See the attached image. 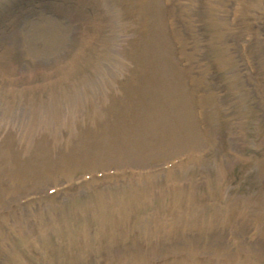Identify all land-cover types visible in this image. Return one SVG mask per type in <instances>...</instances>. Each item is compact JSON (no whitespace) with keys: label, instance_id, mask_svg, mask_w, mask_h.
Wrapping results in <instances>:
<instances>
[{"label":"bare ground","instance_id":"bare-ground-1","mask_svg":"<svg viewBox=\"0 0 264 264\" xmlns=\"http://www.w3.org/2000/svg\"><path fill=\"white\" fill-rule=\"evenodd\" d=\"M141 9H156L158 6L157 0H133ZM183 2L189 0H181ZM228 1L231 3L232 0H225L219 1V4L217 3H212L208 2L207 9L204 11L206 12V16L210 15L211 22L216 23L221 29V32L223 36H221L219 33L215 36L216 41L218 40V46L220 48V52L222 54V63L223 69H229L231 65V61L235 60L236 57L234 54L229 52V47L227 44V34L224 30V26L222 23V16L220 15V11L226 8V3ZM26 0H19L18 5L19 6H24ZM258 1H250L249 5L247 6L246 12L243 15V17L240 19L243 21H248V20H256L257 17V12L254 9L257 8L258 6ZM21 10V9H20ZM158 11V8H157ZM185 12V16L181 20L183 21H191L190 19V13L193 12L189 6H186L184 8V11L182 10L181 13ZM16 13V14H15ZM15 13L11 14L8 18L4 19L2 13H0V21L2 22H12L13 21V26L12 30L15 32V36L18 37L17 39L13 41L14 43H6L5 46H1L2 50L0 53V96L3 95L5 98H12L15 102L14 106L22 108L24 105H28V102H33L35 100L36 102V108L37 110L39 109H46V107L43 105L42 100L40 98V95L38 93H21V92H14L11 88L8 87V83L11 85H14L17 83L12 77L15 75H21L22 79L29 78V74L27 73V69L21 68L17 69L16 72L13 73L12 66L15 65L14 61L16 60H23L25 62V65H29L28 62H32L31 59L28 56H32L34 58L38 57L39 53L42 55L45 53V41L49 38V34L43 29L44 24H39L37 26H34V33L32 35H25L24 39H20L21 37L20 33L23 32V27H22V18L18 16L21 12H17L15 10ZM246 26H249L253 23L254 21H251L250 23L245 22ZM53 24V23H52ZM54 25V24H53ZM239 25V24H238ZM238 25L235 28H238ZM146 25L142 24L141 26H138L135 28V33L136 37L141 36L138 42L135 43L133 47L139 48V53L143 54L145 57H150L151 58V64L149 65L150 70L153 72L152 74V80L151 84L147 85V81H143L141 75H137V86L132 87L131 86V81L128 79L127 83L124 85V90H126L127 95L126 97L122 96L119 98L121 101V105L118 107V109H114V117L110 119L111 126H116V128L123 129L127 128L128 131H130L131 136H127L123 139L120 140L119 143H113L110 145L106 146H97V143H93L92 145H88L89 140H92L93 133H87L85 136L84 140H80V143H85L87 144L84 146L82 149H77L75 154H66L69 149L72 147L70 146V142L66 143L65 150L61 154L60 158L56 155L55 152H57L55 149L54 150H48L46 147L43 148V150H36L33 141L29 142L28 140H25L24 143H17L15 142L12 137H8L9 132L6 131V127L8 126L6 124V120L11 117V110H7V112L2 114V119L0 121V145L2 146L3 149L9 150V152L12 151V146L17 145V149L15 152V155L12 157L14 158L12 161L10 158V161L6 163L2 169L5 170L6 172L10 173L11 176H9V183H10V188L8 189H1L0 188V203L6 201L12 196V187L18 186L22 183H31L35 181V178L41 175L45 171L46 174L52 173L55 169L53 167L54 165V158H57L61 161L62 166L61 168L63 169V173L69 172L72 168L73 165H88L90 163H93L96 161V158L100 156L102 160H121L122 158L121 154L123 151H128L130 150H137L134 153H137V151L142 152L145 148L143 146V138L141 137V140L138 139L137 137L139 136L137 133L134 132L132 126H130V121L129 118L126 115L121 116V109H124V113L126 114L127 109H129V106L131 105L132 107V117L135 118L136 124L135 126L138 127L140 125V122L138 120V116L140 114L144 113H152L157 115L158 113L161 114L160 116L164 118L163 123L168 125L169 127H163L159 128L158 127L150 124L147 125V127L152 131V139L153 142L157 138L158 140V145L157 143H154L153 148H156L164 143L170 142L171 144L179 142L180 144L182 143H190V147H195L199 144L198 142V134L194 130V125L191 119V112L188 107V105H185L186 102H181L175 97H161L160 99L162 101H168L171 102L172 109H157L153 111L152 109L147 110V109H142V107L146 108V103L151 102L152 105L158 104L159 99V93L160 92H165V93H175V90L173 88V83L169 80H166V78L169 75L168 72V67L165 64L166 60L170 56V51H168L167 44L164 40V33L159 28L158 21L155 23V25H150L149 31H146ZM16 31L19 33L17 34ZM237 32V31H236ZM28 38L29 41L34 39H43L42 45H35L34 43L32 48H27L25 52L22 51L23 45L25 43V39ZM162 42V45H161ZM141 44V46H140ZM261 42H254V45L259 48ZM158 46V48H157ZM165 46V48H164ZM231 48H233V42L231 41ZM62 49L60 48V51ZM158 50L160 51L159 56L160 60L157 61L158 57ZM142 58V57H140ZM28 61V62H27ZM169 66L171 64H168ZM172 66V65H171ZM21 73V74H20ZM240 74V69H235L233 68L230 72L228 77L230 80L237 84H244L242 81H240L239 78ZM173 78L175 76L177 77V86L178 90L181 89V93H185V87L182 86L181 83V76H180V70L173 73ZM243 87V86H242ZM186 94V93H185ZM187 95V94H186ZM143 97V98H142ZM155 98L151 99V98ZM142 98V100H141ZM182 106H185V114L180 115V109ZM188 108V109H187ZM230 107H226L224 109L225 116H233L234 112L232 110H229ZM251 109V108H248ZM19 110V109H16ZM14 110V112L16 111ZM220 109H213V114L216 115L217 112ZM20 111V110H19ZM22 113V112H21ZM37 114L38 111H37ZM253 114H256V110L254 109ZM21 115L24 116L22 113ZM63 118L66 120H70L69 115H59V126L62 128L69 127V125H64L63 124ZM2 122L5 123L4 128H1ZM143 124V123H142ZM27 126H32L28 124L27 122L23 125L22 128H25ZM145 127V125L143 124ZM146 128V127H145ZM147 129V128H146ZM149 136V132L147 129V135ZM140 137V136H139ZM6 140H9V143H6ZM253 142V140H252ZM136 147H135V146ZM149 149V148H148ZM146 152V150H144ZM213 153V152H212ZM211 153V154H212ZM210 154V155H211ZM209 155V156H210ZM5 157H9L8 155H5L4 150H0V159H6ZM73 157V160H70V158ZM206 157L205 159H207ZM206 160L202 159H191L186 163V165H189L185 168L182 169V172L180 173L181 179L183 181H192L200 174V171L203 170V165ZM244 162V161H243ZM12 164H15L14 167H11ZM192 165V166H190ZM31 166L33 168L32 172L28 171V167ZM207 166V165H206ZM221 166V165H220ZM210 167V166H209ZM206 171H208V168H204ZM214 175L216 177V181L212 182L209 185V189L202 195L198 194L196 192L195 188H186L187 184H181L180 180L178 182L181 185H177L173 190L167 191L164 193V206H163V211H166V214L169 215L170 220L168 222V226L166 225V228L169 229L171 232L170 237H176L177 240L182 241V238L184 236L183 230L185 232H189L190 230H194V224L201 222V215L205 214L201 211V207L199 205V202L201 199L204 197L213 194L216 185L220 186V174H222V167L214 170ZM262 169L264 173V163L262 164ZM170 180V178H166V180ZM164 181V180H163ZM141 187H143L144 191L147 193H153L155 188L157 186H163L162 181H142L139 183ZM165 185V184H164ZM159 188V187H158ZM226 189V187H224ZM130 189V188H128ZM117 189L114 187H110L109 189H106L101 192H115ZM228 198V197H226ZM240 198V197H239ZM122 199V198H121ZM53 200H50L46 202V200L39 201L40 202H45V204L40 205V207L45 206V208H41V214H45V211H51L53 210L54 212L58 210L57 208L60 207V215L59 216H54V212L51 215L43 216V221L40 220L38 227H42L43 233L40 238V242L38 245L44 249L43 251V256L44 258L47 259V261L44 262V264H76L77 263V256L81 257V254L85 252V241L82 239L81 234L80 240L75 243L74 238L78 235L75 234L74 238H71L68 236V240L66 243L62 246V251L59 252L61 255H56L52 249V246H48L47 243H53L56 241L55 235H58V231L60 230V224L59 221L62 220L66 222V227L69 228V222L72 220H76V224L81 223V226L84 225L85 220H81L82 216L81 214H77L76 212L73 211V206L70 203H66L64 206L60 205H54ZM83 201L76 202L77 204H82ZM37 202L30 203L29 204V210L36 206L37 207ZM229 206L228 211L231 213V216L229 217L228 220H226L225 223L230 224L235 227V232L242 237L243 234V224L245 218H248L247 215L249 214L247 211L242 213V211H236L235 207L233 204L230 203L228 200L227 204L225 205V209ZM64 207V208H63ZM63 208V210H62ZM220 207L218 206V209ZM225 209L223 211H225ZM248 209V208H247ZM250 209V208H249ZM184 210V215L182 216V211ZM250 211H252L250 209ZM224 212H222L223 214ZM110 216H113L115 218L119 217H125L126 216V211L122 210L121 208L117 207L115 211H110L109 212ZM192 214L194 216L192 217ZM251 214V213H250ZM249 214V215H250ZM208 217L210 215H207ZM252 217V216H251ZM81 220V221H78ZM15 225L14 219L12 218H4L3 220L0 221V240L3 242V245H1V253L3 257L9 258L8 254L11 255V250H13V246L15 245L16 241L19 240L23 234H26V228L23 224H19L18 228L21 230L20 234L18 236L16 235H11L10 234V227H12V223ZM26 222V221H25ZM178 222H180V227ZM108 223V220H105L104 225ZM115 221L113 220V226H114ZM224 223V224H225ZM75 224V223H74ZM250 225V224H249ZM252 225V224H251ZM13 226V227H14ZM176 226V227H175ZM59 227V228H58ZM186 228V229H185ZM222 229L225 228V225H222L220 227ZM219 228H216L215 230H212L209 225H204L201 227L199 230V238L192 239L193 244L197 245L199 250H214L215 253L217 252H224V249L220 250L219 248L216 249V244L212 245L213 243H210L209 245H205V240H208L209 238L212 240L216 239H221V244H224L228 241H232L233 238L226 234L223 236H218L214 237L213 234H217L216 231H218ZM5 231L4 234H2ZM76 231H78L77 226H76ZM102 231V228L100 229ZM99 231V232H100ZM114 234L115 238H120L123 239V235L118 232L114 226ZM98 232V233H99ZM223 231L222 233H224ZM77 233V232H76ZM81 233V232H80ZM264 236V235H263ZM262 236V239H263ZM99 240L101 239V242L99 241L97 249L105 253V255L112 256L113 255V250L111 246L108 245V240L106 237L101 234L100 237H98ZM105 239V242H104ZM146 241V240H144ZM80 246V250H76V246ZM112 245V244H111ZM188 245L191 244H185L184 246L188 249ZM264 245V244H263ZM178 246V245H177ZM195 247V246H194ZM183 248V247H181ZM134 249H130V247L126 246V243L124 244V247L121 252V259L123 262L126 264H136V263H131L129 261V258L133 257V260H136L138 258V255L140 252L139 251H134L130 253ZM263 254L264 250L262 249ZM157 252V251H155ZM11 257V256H10ZM14 260V256L12 258ZM139 260V259H138ZM137 260V261H138ZM126 261V262H125ZM185 264H193L192 261H188L187 259L184 260ZM242 261L240 262V264ZM19 264H31V262L25 261L23 259L19 260ZM84 264H89V263H84ZM170 264H178L177 262H173ZM201 264H207V263H201ZM210 264V263H208Z\"/></svg>","mask_w":264,"mask_h":264},{"label":"rangeland","instance_id":"rangeland-1","mask_svg":"<svg viewBox=\"0 0 264 264\" xmlns=\"http://www.w3.org/2000/svg\"><path fill=\"white\" fill-rule=\"evenodd\" d=\"M211 2H213V3H215V2H218L219 0H210ZM253 1H261L262 3L264 2V0H253ZM8 8V5H6V3H2V2H0V11H7L6 9ZM126 10H129L130 11V17H131V19H134L136 16H137V14H138V12H139V8L134 4V2L132 1V0H119V11H120V14L122 15V16H125V14H126ZM146 9H144V10H142V14H143V18L146 20L147 18H148V14H147V12L145 11ZM228 10H229V8H228ZM26 9L24 8V14L22 15V17H23V24H24V28H23V32H22V34H21V39H24V36L25 35H32L33 33H34V26H35V23H34V19H36V17L35 16H31V13H26ZM40 11V13L43 15V16H48V17H50V13H49V11H50V9H48V10H45V9H39V10H35V12H39ZM198 12L199 11H201L200 13H195L196 15H194V14H190V18L194 21V22H196V24H202L203 26H207L208 27V30H211V26H210V24H209V18H207V22H205V23H203V20H200V21H198L197 22V20H199L200 19V17L201 16H199L203 11L202 10H197ZM223 11V10H222ZM261 11H263V10H260L259 12H261ZM224 12V11H223ZM228 13V12H227ZM222 15V14H221ZM51 18V17H50ZM263 19H264V17H262ZM205 24V25H204ZM62 27H65L66 28V30L63 32L64 34H67L68 33V30H70V27L68 26V23L66 24V25H62ZM129 28L130 29H132L133 28V24H131L130 26H129ZM46 29L48 30V31H51V27H50V25L49 24H47L46 25ZM232 37V36H231ZM35 39V38H34ZM34 39H32L31 41H29V39L28 38H26L25 39V43H24V45L23 46H27V47H29V48H32L33 47V45H34V43H40L41 42V40L38 38V39H36L35 41H34ZM228 41H231V39H230V37L228 36ZM15 40V35L13 34V30L9 27V24L8 23H3V24H1L0 25V53H1V49H2V47L1 46H5V44L6 43H10V42H13ZM194 42V41H193ZM24 48V47H23ZM196 51H197V49H196ZM236 54H237V51H236V47H235V57H237L236 56ZM213 57L215 58V60L214 61H216V65H217V67L220 69L221 68V66H220V64L221 63H223L224 61H222V59L220 58V56H217V53H215L214 55H213ZM49 59H50V57H46V55L44 56V57H40L39 59H38V66L37 67H45L46 65H47V63H48V61H49ZM213 61V62H214ZM14 64H15V66H16V62L14 61ZM24 65V64H23ZM37 67H30V69H34V68H37ZM201 68H204V66H202ZM233 68H241L242 70H241V73H240V78H241V80L244 82V83H246V86L244 85L242 88H241V83L239 84V87H238V89H234V90H230L228 93H236L237 95H240V98H242V99H245V101H246V104H247V102L249 103V104H251L253 107H255L257 110V116L259 117V121H258V128L260 129V131H259V133L258 134H253L252 133V138L254 139V142H255V144L257 145V144H260V142L261 141H264V115H263V113H262V106L260 105V101L258 100V98H257V96H256V92L258 91L256 88L255 89H253V85H252V83L247 79V76H246V71L244 70V66H243V64H242V62L240 61V59H237V61H236V59L234 60V61H232L231 62V65H230V67H229V69H227V70H222V72H221V75H222V77H227V75H228V73L233 69ZM12 69H14V66L12 67ZM221 71V70H220ZM14 77V76H13ZM42 79L43 78H41L40 80H39V82L40 81H42ZM11 88L13 89V90H16V91H18L19 90V86H16L15 84L14 85H11ZM253 89V90H252ZM209 96H208V100H209V102L211 103V105H213V106H217V107H220V109H224L225 108V103H228V100H227V98H226V96H227V94H226V96L225 97H220V96H218V95H216V94H213L211 91H209V94H208ZM226 98V99H225ZM214 100L216 101V102H214ZM254 103V104H253ZM185 105H189V108H191V98L187 101V103L185 104ZM192 109V108H191ZM88 111H91V109H88ZM184 112H185V106H182V108L180 109V115L182 116V115H184ZM219 112V111H218ZM217 112V113H218ZM217 115V114H216ZM215 115V116H216ZM237 116V115H236ZM235 116V117H236ZM128 117V116H127ZM233 116H231V118H232ZM128 118H130V117H128ZM192 119V118H191ZM253 119H255V117H252V116H250L249 117V122H250V127H251V125H252V120ZM230 120L227 118L226 120L224 119V121L223 120H221L220 119V123H221V125H220V136L218 137V143H217V149H216V151L213 153V155L212 156H209L208 157V160L207 161H205L204 162V165L206 166L207 164H209V163H212V166H210L209 168H213V167H217V166H220V165H218V163H217V161L218 162H220V164H221V166L223 165L224 167H226V165H227V161H228V152H230L231 150H232V147H230L229 145H228V142H227V135L229 134V132H230V128H231V126H230V122H229ZM192 122H194L193 121V119H192ZM194 124V123H193ZM4 126H5V124L4 123H2V125H1V128H4ZM252 127H253V125H252ZM10 129V128H9ZM79 130H80V128H79ZM13 133L14 134H16V131H13ZM13 133H10V135H8V136H13L14 137V134ZM100 134H103V132H101ZM103 140H105V137H103L102 138ZM6 142H7V140H6ZM34 142L36 143V147H37V149L36 150H39V149H41V147H39V141H37L36 139L34 140ZM198 142H199V145L198 146H195V147H197V148H193V149H200L203 145H202V142H201V140H198ZM116 143V142H115ZM190 145V144H189ZM1 146V145H0ZM182 146H184L183 148H182ZM16 149V148H15ZM191 149V147H187V145H185V144H180V143H173L172 144V146H171V148L169 149V151L166 153V154H164V155H161V156H159V157H157V158H155L156 157V154H155V152L154 151H149V152H152V153H148L147 155L148 156H140V157H145V158H147L145 161H143V162H137V161H134V160H128V161H112V162H110V161H105V162H102L101 163V161H99V164L98 165H93V166H91V167H85V168H83V169H78L77 171H75V172H72L71 171V173H67L66 175H64V176H62V175H60V174H58V175H53V177H51V178H48V179H45V178H43V179H40L39 181H46V182H48V183H53V184H51V185H54V184H58V183H61V182H63V181H68V179H72L73 177H75V175H76V172L77 173H84V172H86V171H92V170H97V169H99L100 167H108V166H114V167H117V168H119V167H123V166H138V167H140V168H146V167H150L151 165H158V164H160L162 161H164V159H168V157H174V156H176V155H179L180 153H184V152H186L187 150H190ZM157 151V150H156ZM258 152V154H263V151L262 150H258L257 151ZM250 154L251 155H253L252 156V158H253V160L255 159L254 158V155H256L254 152H253V150H252V148H250ZM139 157V158H140ZM260 158H261V156H259ZM163 159V160H162ZM151 160V161H150ZM162 160V161H161ZM159 161H161V162H159ZM107 162H110L109 164H104V163H107ZM94 164H97V162L96 163H94ZM192 166V165H191ZM244 166H246V164H244ZM244 166L242 165L241 166V170H240V172H238V173H235V174H232V175H230V178H228L227 179V176H225V177H223V176H220V180H224V184L226 185V183H227V186H228V189H227V193H226V197H228V198H223V200L220 202V203H222L223 205L225 204H227V202H228V200L230 201V203L231 204H233V206L235 207V209H236V211H242V213L243 212H245V211H247L249 214L251 213L252 214V217H251V214L249 215H247V217L248 218H246L247 220H248V222H249V220H253V221H250L248 224H245V225H249L251 222H254L255 224H257L258 226H260V225H263L264 224V214L262 215V214H260L263 218H258V217H256V213H258V212H260V211H264V189H262V192H261V194H260V196H259V198H257V199H253V196L255 195L253 192L255 191V189H254V191L252 190V187H253V185L251 184V183H248L249 182V179L248 180H244L245 179V176H246V174H245V170L243 171V168H244ZM208 167V166H207ZM177 169V168H176ZM210 171H212L213 172V170L212 169H209ZM176 174V180L175 181H177L178 180V175H179V173H180V170L179 169H177V171L175 172ZM214 173V172H213ZM212 175V174H211ZM1 177H3V176H1ZM63 177V178H62ZM201 175H199L198 177H196L194 180H192V181H188L187 183V187L186 188H195L196 189V181L198 180V179H201ZM118 182H128V181H130V180H126V179H122V180H117ZM93 183L94 182H92V183H90V184H92L93 185ZM50 185V184H49ZM36 186H39V188L38 189H35L34 190V188L36 187ZM91 185H88V186H86V187H90ZM31 187H33V188H30L29 190H28V188H25V189H23V191L22 192H24V191H26V192H24V193H33L34 191H36V190H39V189H41V190H44V189H46V187L47 186H45V184H42L41 186L39 185V184H31ZM245 187H249V190H245L244 188ZM171 189L173 188V187H170ZM252 190V192H251V190ZM221 190V189H220ZM219 190V191H220ZM22 192L20 193V194H16V195H14L13 197H11V198H9L6 202H4V203H0V207L1 208H4V207H6L7 206V204L9 203V201H13V200H15V199H17V198H19L20 196H22L23 194H22ZM244 192H248V195L246 196V198L244 199L243 197H241V196H243L244 195ZM145 193V192H144ZM67 194H68V199L70 200V199H73V197H74V195H75V192H70V191H68L67 192ZM154 194V193H153ZM155 194H156V192H155ZM154 194V195H155ZM212 195V194H211ZM145 195L144 194H139L138 196H137V198L135 199V200H133V203L135 204V205H139L138 203V199H140L141 197H144ZM157 197L156 198H158V199H160V197L162 196V193L160 192L159 194H157L156 195ZM249 196H251L252 198H250ZM162 197H164V195L162 196ZM241 199H240V198ZM143 199V198H142ZM244 199V200H243ZM67 200V198H65L64 199V197L62 196V195H60V194H58L55 198H54V202H56V204H57V202H61L62 204L65 202ZM212 201V198L210 197V196H206V199H202V203L204 204V202L205 201ZM74 201H75V199H74ZM159 201V200H158ZM130 202V201H129ZM129 202H128V204H129ZM41 204H44V203H41ZM58 205H60V204H58ZM119 205V204H118ZM118 205H117V207H118ZM133 205V204H132ZM42 206V205H41ZM117 207L114 209V210H116L117 209ZM248 209H247V208ZM42 209L43 208H45V206H43V207H41ZM145 208V207H144ZM143 208V209H144ZM252 210V211H250V209ZM57 209H59V211H60V208H57ZM135 209V208H134ZM148 209H150V208H148ZM228 209H229V206L225 209V211H217L218 210V206H216V208L214 207V212L212 213L211 211L210 212H208V214L210 215L211 214V216L209 217V218H207V220L209 221V222H212V223H215L216 225L217 224H219V222H222L226 217H228V215H227V213H226V211L227 212H229L228 211ZM59 211H55L54 212V216H58V214H59ZM75 211L76 212H78L76 209H75ZM41 212V210L39 211V210H37V213H38V216L40 217L39 219H41V217H43V216H47V215H51L52 216V214H53V212L52 211H45V214H41L40 213ZM222 212H224L223 214H222ZM32 213H33V211H32ZM141 213V212H140ZM253 214H254V216H253ZM259 214V213H258ZM140 214H137V212H135V213H133L132 214V216H129V220H124L123 221V223H125L126 224V226H127V228L129 227L130 228V226H129V223H133V221H136V219L138 218L137 216H139ZM208 217V216H207ZM135 218V219H134ZM162 219L163 220H165L166 219V216H162ZM163 220H160V217L159 216H157L155 219H154V222H157V221H161L162 222V224H164V223H166L165 221H163ZM25 223H27V222H25ZM19 223H17L16 225H18ZM119 224H120V222H119ZM134 225V224H133ZM14 226V225H13ZM73 228L74 229H76V225L74 224L73 225ZM163 228V227H162ZM228 229V231H230L232 228L231 227H229V228H227ZM249 229H250V227H249ZM248 228H247V230L246 231H244L243 232V234H242V240L243 239H245L246 237H248L250 234L248 233L249 230ZM157 230V233L159 234V235H162L163 234V231L162 230H160V228L159 229H156ZM37 232H39V233H41L40 232V230H37ZM71 232H72V230H71ZM191 232L192 231H190L189 232V235L191 234ZM5 233V231L2 233V234H4ZM73 233V232H72ZM164 233H165V231H164ZM59 235H61V233H59ZM0 236H1V233H0ZM9 236H10V234H9ZM240 236V235H239ZM239 236L238 235H236V236H233V243H234V245L235 246H237L238 247V249L240 250V252L243 250V246H240V245H238V243H239V241H240V239H239ZM58 237L59 236H56V242L55 243H52V247L53 248H56L55 247V245H57V241H58ZM16 241V243H15V250L17 249V248H20L21 247V245H23L22 244V239H20V241H18V240H15ZM18 241V242H17ZM2 242V241H1ZM243 241L241 242V244L243 245ZM2 245H3V242H2ZM17 245H19V246H17ZM48 245H50V243L48 244ZM57 249V248H56ZM40 251H41V248H38L37 249V247H35L34 249H32V250H30V253H29V257L28 258H30V259H34V261L37 263V264H43L45 261H47L46 259H41L40 260V258H39V253H40ZM177 252H176V254H178L180 251L179 250H176ZM244 252H245V250H243ZM88 256H90V250H88ZM241 253H243V252H241ZM246 253V252H245ZM175 254V253H174ZM193 254L194 255H197L198 254V257H200V259H201V261H199V263H201V262H203L204 261V255H209L210 257H212L213 258V260L211 259V260H209L210 262H208V263H210V264H224L225 262H227V260L229 259V258H231L232 257V255H233V253L230 251L229 253H227V254H220L219 255V253H217L216 255L215 254H213V253H210V252H207L206 254L204 253V252H201V251H194L193 252ZM158 255H161V254H157V256H150L149 254H147V255H145V257H143V258H148L149 256L150 257H154V258H157V257H159ZM194 255H193V257H194ZM219 255V256H218ZM241 255V254H240ZM218 256V258H216ZM5 259V258H4ZM100 259H102V257L100 258ZM180 259H182V260H184V257L183 258H180ZM185 259H190V257L187 255L186 257H185ZM193 259V258H192ZM214 259H215V261H214ZM103 260V259H102ZM138 260V259H137ZM142 260V259H141ZM140 260V261H141ZM117 260H108V259H106L105 261L103 260V262L101 263V264H116V263H118V262H116ZM139 261V262H140ZM258 261H261V262H264V259H254V258H252V257H246L245 258V262L243 263V264H256V263H258ZM48 262V261H47ZM140 264V263H139ZM238 264H240L239 262H238Z\"/></svg>","mask_w":264,"mask_h":264}]
</instances>
